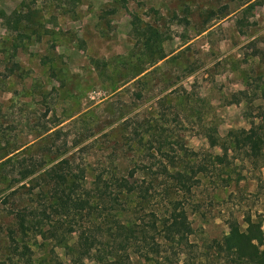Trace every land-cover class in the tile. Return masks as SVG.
Instances as JSON below:
<instances>
[{"label":"rangeland","instance_id":"1","mask_svg":"<svg viewBox=\"0 0 264 264\" xmlns=\"http://www.w3.org/2000/svg\"><path fill=\"white\" fill-rule=\"evenodd\" d=\"M249 1L0 0V248L15 208L39 202L38 189L30 191L35 176L17 181L21 165L48 168L68 158L85 169L84 187L95 196L98 175L145 173L157 184L148 207L135 196L121 206L138 224L180 198L163 189L173 183L162 167L173 163L198 180L177 199L192 227L187 241L154 233L155 252L136 242L123 251L104 239L80 261L71 249L77 233L60 229L59 245L45 226L44 237L29 238L32 262L234 264L221 251L228 221L245 229L251 217L264 232V166L224 152L228 134L258 123L264 107V0ZM243 90L250 109L237 94ZM93 207L98 223L116 213L97 197ZM92 217L76 215L75 228Z\"/></svg>","mask_w":264,"mask_h":264},{"label":"trees","instance_id":"2","mask_svg":"<svg viewBox=\"0 0 264 264\" xmlns=\"http://www.w3.org/2000/svg\"><path fill=\"white\" fill-rule=\"evenodd\" d=\"M248 2L250 1L244 0L242 6ZM251 7L252 4L246 6L244 12ZM262 93L261 97L264 98V90ZM237 94L243 97L247 108L250 109L252 99L248 97V92L243 90ZM257 109L261 116L258 123L248 129L231 131L225 139L231 148H224V152L240 151L246 160L256 166L262 163L260 165L263 167L264 107L258 106ZM206 138L210 147L219 144L215 130L207 133ZM191 155L195 156L196 154L191 153ZM8 159L7 163L10 162ZM176 167L173 163L172 170H168V166L162 167L163 175L168 176L173 183L172 188L163 187V189L170 194L174 193L180 198H184L191 193L193 185L197 184L198 180L193 173ZM21 169L22 172L17 181L20 182L35 176L31 179L30 191L38 189L36 197L39 202L32 206L17 207L12 212L13 224L6 231L7 248H0V264H36L32 262L29 238L31 236L34 238L44 237L45 229L43 227L45 226L49 227L47 234L55 238L59 245L63 241L58 240L60 229L64 231L66 228L64 232L66 234L77 233L76 241L71 249L77 254L80 261L99 251L98 247L103 244L104 239H107L110 244L118 242V247L123 251L136 242L141 244V249L148 248L149 251L157 252L159 244L153 238L154 233L159 234L165 242L169 243L174 241L183 243L192 234L188 214L180 201H177L180 198L169 201L170 210L165 215L156 214L151 210L148 220L140 219L138 224L125 218V211L121 209V206L126 205L127 198L135 196L138 199L137 206L148 207L157 192V184L155 186L153 182L146 180L145 173L137 174L138 170L136 169H131L126 175H114L109 178L112 179L109 181H106L102 175H98L95 182L96 189H94L96 196L84 187L86 183L85 169L73 168L71 160L68 158L62 159L48 168H43V164H41V166L32 168H24L21 165ZM153 181L156 182L157 177ZM17 192L15 190L11 195H16ZM96 197L104 205L108 204L114 207L115 215L106 218V214L103 216L102 222H95L91 215L96 210L93 207V200ZM82 213L87 217H92L93 221L89 225L75 228L74 218ZM140 213L141 211L135 208L133 215ZM56 216L64 217L68 221H63L61 226L56 227L54 222L52 223ZM244 223L246 228L242 229L236 220L228 221V234L223 238L221 251L234 264H264V251L261 250L264 245V232L251 217L245 218ZM54 261L56 260L54 259ZM37 264H46V262L42 261Z\"/></svg>","mask_w":264,"mask_h":264}]
</instances>
